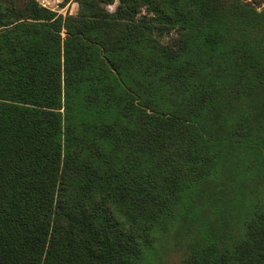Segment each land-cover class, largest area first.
Returning <instances> with one entry per match:
<instances>
[{"label": "trees", "instance_id": "trees-1", "mask_svg": "<svg viewBox=\"0 0 264 264\" xmlns=\"http://www.w3.org/2000/svg\"><path fill=\"white\" fill-rule=\"evenodd\" d=\"M70 1L0 0V264H264V0Z\"/></svg>", "mask_w": 264, "mask_h": 264}, {"label": "rangeland", "instance_id": "rangeland-1", "mask_svg": "<svg viewBox=\"0 0 264 264\" xmlns=\"http://www.w3.org/2000/svg\"><path fill=\"white\" fill-rule=\"evenodd\" d=\"M110 8H112V6H110ZM55 10H60L57 12L62 15L75 14L78 10V5L75 1H70L66 3L64 6H61V3H58L57 6H55Z\"/></svg>", "mask_w": 264, "mask_h": 264}, {"label": "built area", "instance_id": "built-area-1", "mask_svg": "<svg viewBox=\"0 0 264 264\" xmlns=\"http://www.w3.org/2000/svg\"><path fill=\"white\" fill-rule=\"evenodd\" d=\"M61 1L62 0H38V3H39L40 6H42L44 8H48V9H51V10L57 12V11H60V10H55V6H57V4L60 3Z\"/></svg>", "mask_w": 264, "mask_h": 264}]
</instances>
